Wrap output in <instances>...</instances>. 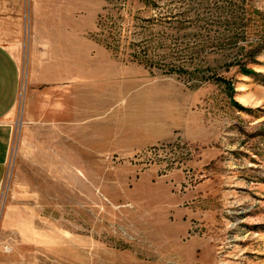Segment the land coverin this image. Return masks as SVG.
<instances>
[{
    "label": "rangeland",
    "instance_id": "obj_1",
    "mask_svg": "<svg viewBox=\"0 0 264 264\" xmlns=\"http://www.w3.org/2000/svg\"><path fill=\"white\" fill-rule=\"evenodd\" d=\"M5 1L23 36L0 264H264V0ZM36 19L77 22L55 124L24 114Z\"/></svg>",
    "mask_w": 264,
    "mask_h": 264
},
{
    "label": "crops",
    "instance_id": "obj_2",
    "mask_svg": "<svg viewBox=\"0 0 264 264\" xmlns=\"http://www.w3.org/2000/svg\"><path fill=\"white\" fill-rule=\"evenodd\" d=\"M30 31L25 119L31 121L49 115L55 124L60 122L66 102L69 113L73 105L77 107V22L61 20L53 25L36 19L30 24ZM22 32L20 7L0 0V187L5 176L13 135L12 122L21 92ZM72 112L76 114V110ZM152 140L157 138L150 134L133 139L136 146Z\"/></svg>",
    "mask_w": 264,
    "mask_h": 264
}]
</instances>
